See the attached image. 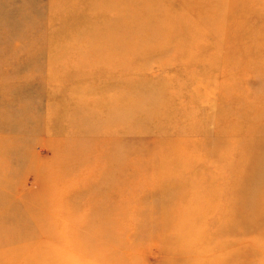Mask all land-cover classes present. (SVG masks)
Instances as JSON below:
<instances>
[{
	"label": "rangeland",
	"instance_id": "374dc122",
	"mask_svg": "<svg viewBox=\"0 0 264 264\" xmlns=\"http://www.w3.org/2000/svg\"><path fill=\"white\" fill-rule=\"evenodd\" d=\"M0 264H264V0H0Z\"/></svg>",
	"mask_w": 264,
	"mask_h": 264
},
{
	"label": "bare ground",
	"instance_id": "6f19581e",
	"mask_svg": "<svg viewBox=\"0 0 264 264\" xmlns=\"http://www.w3.org/2000/svg\"><path fill=\"white\" fill-rule=\"evenodd\" d=\"M95 35H96V34H95ZM93 37H94V38H96V37L98 38L97 35H96V37H95V36H93ZM93 37H91V38H93ZM93 40H99V38H98V39H93ZM93 40H92V42H93ZM99 41H100V40H99ZM99 41H97V42H99ZM88 42H89V41H87V43H88ZM93 43H94V42H93ZM89 44H90V43H89ZM95 44H97V43L95 42ZM92 46H93V45H92ZM93 47H94V49H97V48H98V47H96V46H93ZM97 51H98V49H97ZM109 121H110V120H109ZM109 121H108V122H109ZM113 121H114V120H112V123H113Z\"/></svg>",
	"mask_w": 264,
	"mask_h": 264
}]
</instances>
